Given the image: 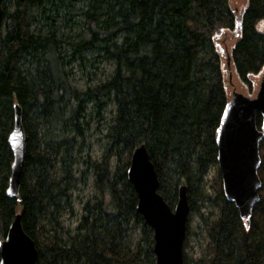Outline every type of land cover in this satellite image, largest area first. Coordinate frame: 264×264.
I'll return each instance as SVG.
<instances>
[{
    "label": "trees",
    "instance_id": "1",
    "mask_svg": "<svg viewBox=\"0 0 264 264\" xmlns=\"http://www.w3.org/2000/svg\"><path fill=\"white\" fill-rule=\"evenodd\" d=\"M1 10L0 241L19 215L37 251L34 264H153V233L126 177L132 150L144 145L169 208L181 185L190 213L207 205L206 256L193 264H264V138L247 225L224 196L215 142L228 71L248 97L258 89L264 0H245L239 12L230 0H2ZM224 37L234 41L223 48ZM99 64L111 68L105 80L83 90L72 85L75 71L89 75ZM14 104L25 155L18 195L9 198ZM110 106L93 159L83 151L87 119L103 120ZM88 178L95 193L65 232L59 219L72 211L74 183Z\"/></svg>",
    "mask_w": 264,
    "mask_h": 264
},
{
    "label": "water",
    "instance_id": "2",
    "mask_svg": "<svg viewBox=\"0 0 264 264\" xmlns=\"http://www.w3.org/2000/svg\"><path fill=\"white\" fill-rule=\"evenodd\" d=\"M239 29L240 20H237L233 37L237 36ZM12 110V130L7 138L12 164L6 194L9 198H16L25 155V137L22 111L17 104ZM256 115L261 117L260 129L256 127ZM263 138L264 70L253 97L231 93L215 136L216 162L224 196L234 204L246 225L258 202L261 187L257 171L261 165L259 144ZM126 177L137 197V213L153 233V264H183V242L190 214L186 187H178L176 204L173 209L169 208L157 193L158 179L144 145L132 150ZM36 258L34 243L22 231L20 217L16 215L0 241V264H34Z\"/></svg>",
    "mask_w": 264,
    "mask_h": 264
},
{
    "label": "rangeland",
    "instance_id": "3",
    "mask_svg": "<svg viewBox=\"0 0 264 264\" xmlns=\"http://www.w3.org/2000/svg\"><path fill=\"white\" fill-rule=\"evenodd\" d=\"M244 4L245 0H230V5L235 12H239V10L243 8ZM233 41L234 40H231V37H224L218 42L221 44V47L224 48L228 47L229 44L233 43ZM95 66L96 69L94 71L91 68L89 69V75L86 72L80 73L79 71H75L71 78L72 85L78 90H83L87 86H92L98 81L105 80L111 72L110 66L107 64H99ZM226 77L227 93L229 98L232 92H237L248 97L244 94L241 86L235 79L234 75L231 74V72L228 71ZM112 111L113 108L111 106L108 107L102 114L103 120H100L95 116L87 119L91 130L88 133L89 137L85 143L86 149L83 151L84 153H89L93 159L99 158L101 154L102 147L104 145L103 127L105 126L106 122L110 120ZM213 174L214 171L211 169L205 177V188L209 194L212 193L208 186L209 180ZM74 186V191L71 193L72 211H65L62 213L59 219L64 231L69 233L73 232V229L77 223L80 214L81 203L95 193L91 178H88L86 183L77 181L74 183ZM198 205L200 207V212H192L189 214L187 232L183 243V254L188 264L198 262L206 256L205 226L201 215H206L207 205H202L201 203H198Z\"/></svg>",
    "mask_w": 264,
    "mask_h": 264
}]
</instances>
